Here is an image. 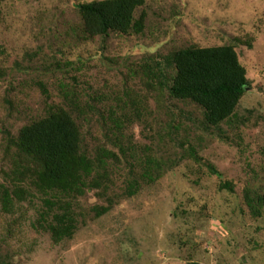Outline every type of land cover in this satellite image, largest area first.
I'll return each instance as SVG.
<instances>
[{"label": "rangeland", "instance_id": "obj_1", "mask_svg": "<svg viewBox=\"0 0 264 264\" xmlns=\"http://www.w3.org/2000/svg\"><path fill=\"white\" fill-rule=\"evenodd\" d=\"M94 1L0 0V183L7 133L55 105L83 109L101 96L134 118L121 134L132 156L111 169L109 195L78 198L86 223L56 243L42 228L43 196L17 202L0 217V264H264V214L245 201L248 188L264 192V0H146L135 15L147 13L143 33L89 38L78 8ZM225 45L236 47L248 86L236 115L206 130L202 111L173 99L155 65L177 49ZM79 118L91 147L118 150L99 116ZM145 169L152 181L141 179ZM130 179L141 189L127 197Z\"/></svg>", "mask_w": 264, "mask_h": 264}, {"label": "trees", "instance_id": "obj_2", "mask_svg": "<svg viewBox=\"0 0 264 264\" xmlns=\"http://www.w3.org/2000/svg\"><path fill=\"white\" fill-rule=\"evenodd\" d=\"M146 3V0H99L79 5L84 36L107 38L113 33H143L147 13L143 9L139 18L135 15L145 8ZM162 61L165 66L158 63L155 67L159 73H167L171 97L199 108L206 130L219 129L236 115L248 81L247 71L234 45L185 47L172 51ZM40 86L43 87L42 84ZM110 100L95 97L94 102L84 101L83 109L74 100L65 106L55 105L43 118L23 126L16 136L7 133L3 156L8 163L1 171L0 217L12 216V209L17 210L20 206L17 202L22 200L33 206V198L42 195V228L52 235L56 243L73 237L80 225L86 223L79 217L83 213L75 206L78 198L88 191H96L100 198L109 195L111 169L116 170L118 165H122V157L132 156L131 153L126 155V147L129 148L130 143H123L121 134L124 133L125 122H134V118L126 113L119 115ZM87 114L99 116L110 128L107 139H114L118 150L108 149L102 141L93 147L89 145L79 118ZM189 156L199 162L202 160L194 148ZM208 168L212 175L222 177L213 165L209 164ZM142 178L146 181L154 179L149 169L144 170ZM222 188L234 192V184L230 181L222 182ZM140 189L139 180L130 179L124 194L132 197ZM245 201L254 216L264 214V192L248 188ZM112 208L111 201L105 206H94L91 209L93 218H101Z\"/></svg>", "mask_w": 264, "mask_h": 264}]
</instances>
